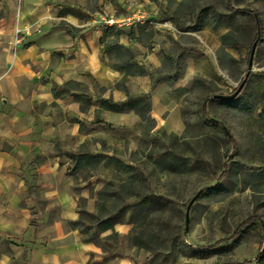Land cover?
Listing matches in <instances>:
<instances>
[{
	"label": "rangeland",
	"instance_id": "rangeland-1",
	"mask_svg": "<svg viewBox=\"0 0 264 264\" xmlns=\"http://www.w3.org/2000/svg\"><path fill=\"white\" fill-rule=\"evenodd\" d=\"M181 1V7L170 1L151 21L143 8L126 14L122 18L150 22L121 29L140 43L131 55L151 81L147 93L153 96L160 83L178 87L170 99L181 106L184 133L157 124L153 116L160 105L152 107L148 120L115 116L110 124L102 110L91 108L102 96L100 83L86 76L69 87V95L79 93L86 106L82 132L88 136L78 150L70 140L58 142L54 155L83 210L79 230H90L85 238L98 249L92 264H258L264 251V0L234 1L236 8L258 12L263 35L248 89L232 101L212 97L232 94L247 76L256 37L252 15L231 13L228 0ZM105 11L116 15L123 10ZM122 30H108L111 45L119 43ZM117 51H112L116 61H128L131 55ZM156 53L157 63L146 58ZM126 78L114 87L131 82ZM223 127L231 130L236 152ZM87 152L107 157L78 162L75 154ZM146 196V205H135ZM254 216L260 221L242 227ZM105 218L119 221L118 229L100 234L97 219ZM239 228L240 237L219 243Z\"/></svg>",
	"mask_w": 264,
	"mask_h": 264
},
{
	"label": "crops",
	"instance_id": "crops-1",
	"mask_svg": "<svg viewBox=\"0 0 264 264\" xmlns=\"http://www.w3.org/2000/svg\"><path fill=\"white\" fill-rule=\"evenodd\" d=\"M170 1L182 5L181 0H0V264H92L98 249L71 226L83 210L54 155L58 142L70 140L75 150L84 143L88 134L81 131V122L87 112L73 99L79 93L55 97L52 89L90 76L103 87L100 100L126 101V93L114 83L127 75L116 68L121 62L112 56L110 32L98 13L122 9L115 14L123 17L143 8L155 20ZM88 2L97 8L92 10ZM69 9L85 18L59 16ZM17 28L22 38L15 45ZM122 32L118 44L135 53L140 43ZM146 58L159 61L157 53ZM127 80L132 95L151 90L148 76L128 75ZM130 83L142 85L141 90ZM155 89L152 107L160 105L155 121L184 133L181 106L170 99L178 87L160 83ZM100 100L91 108L102 110L110 124L115 116L141 120L134 112L104 110ZM37 157L45 159L38 165Z\"/></svg>",
	"mask_w": 264,
	"mask_h": 264
},
{
	"label": "trees",
	"instance_id": "trees-1",
	"mask_svg": "<svg viewBox=\"0 0 264 264\" xmlns=\"http://www.w3.org/2000/svg\"><path fill=\"white\" fill-rule=\"evenodd\" d=\"M234 1L235 0H228V3H227L228 10L233 14H242L245 12H249V14L252 15L253 21H254V28H256V37H255L254 43L259 42L261 36L263 35L262 20H261L260 15L258 14L257 11H254V10H250V9L242 8V7L241 8L234 7ZM69 13L73 14L77 17H80V18H85L84 14H81V12H78V11L73 10V9H69L68 11H59V16H64V15H67ZM150 21H148V22H150ZM162 21H168V20L165 19ZM112 28H117V27L112 26ZM112 28H109V29L112 30ZM118 29L122 30L120 28H118ZM115 49L118 50L117 52L119 55L129 54V56H130L132 54V51L130 49H128V48L125 49L123 46H120L119 44L113 45L112 51ZM249 57H250V55H249ZM116 68L119 71L124 72L125 75H127V76L128 75L148 76V74L144 71L143 65L141 66L138 62H136L132 55L129 57L128 61H125L119 65H116ZM246 72H247V74L249 73L248 71H246ZM251 75H252V72H250V76ZM242 82H243V80L241 81V83ZM71 84H77V83L71 82V83H67L64 86L53 87L52 91H53L54 96L55 97L56 96L57 97H62V96L65 97V96L69 95V93L71 92L69 90V87H71ZM240 84H239V87H240ZM238 88H236L234 90V92H236L238 90ZM121 89L126 93V96H127L126 101L116 102V101H113L112 99H101L100 100L101 108L104 110L110 111L112 113L127 114L129 112H134L143 121L151 118L150 114L152 112V105H153V103H151L152 92L151 93H143L142 95H132L130 90L127 89L125 86H123ZM247 89H248V80L245 84L244 90L236 98L240 97L241 95L243 96ZM72 96L76 102L81 103L82 111L86 112V106L83 105L80 96L78 94H73ZM232 100H234V99H232ZM232 100H230V101H232ZM202 109H203L204 114L207 115L208 112H207V107L205 104L203 105ZM100 122H102V121H96L95 124H100ZM83 127H84V122H81V131L83 130ZM223 130L225 131L227 139L230 141V143L233 144V148H234L233 152H236L235 139L231 135V130L226 129L225 127H223ZM75 156H76V159L78 160V162H84L86 165L90 164L92 160H97V159L101 160V158L107 157V156H103V154L96 156L90 152L75 154ZM116 161L119 162L118 159H116ZM130 167H131V165H129V168ZM224 168H225V170L223 172V175L225 176V175H227L228 165L225 164ZM147 202H148V197L146 196V197H142V198L137 199V202L135 203V205H142L143 206V205H146ZM83 215H84V213L82 211L80 219L78 221L74 222L71 226L78 227V229H80V227H83L84 226L83 220H82ZM256 221H260V218H258L257 216L250 217L247 219V221H245L243 223L242 227L250 225ZM118 223H119V221L116 222L114 219H111V218L97 219L96 229L99 231L100 234H103V232L113 231L115 226L118 225ZM90 232H91L90 230L87 232H85L83 230L81 231L82 235H84L85 237H89ZM242 233H243V230H241V228H239L236 230V232L233 234L232 237L228 238L227 240L219 241V243L232 241L234 238L240 237ZM84 242L85 243H89V242L94 243L95 241L90 239V238H85ZM219 243H217L215 246H218ZM258 261H259L258 264H264V251L261 254V256H259Z\"/></svg>",
	"mask_w": 264,
	"mask_h": 264
},
{
	"label": "built area",
	"instance_id": "built-area-1",
	"mask_svg": "<svg viewBox=\"0 0 264 264\" xmlns=\"http://www.w3.org/2000/svg\"><path fill=\"white\" fill-rule=\"evenodd\" d=\"M21 1V0H19ZM98 21L102 24H104L105 26L112 28V26H115L117 28H122V27H133L134 24L136 23H140V24H144V23H148L149 20H138L135 21L133 20L131 17H128L126 19L122 18V17H118L114 14H110L107 11H102L100 13H98ZM15 38H14V44L17 45L21 42V38H22V31L17 28L15 30Z\"/></svg>",
	"mask_w": 264,
	"mask_h": 264
},
{
	"label": "water",
	"instance_id": "water-1",
	"mask_svg": "<svg viewBox=\"0 0 264 264\" xmlns=\"http://www.w3.org/2000/svg\"><path fill=\"white\" fill-rule=\"evenodd\" d=\"M258 47V43L255 42V44L252 47L251 53H250V61H249V66H248V74L247 76L244 78L243 82L240 84V87L238 88V90L232 94L229 95H220V94H215V96L212 97L213 100L215 99H220V100H224V101H229L232 99H235L238 95L241 94V92L244 90L245 84L250 76V72L253 69V65H254V60H255V53Z\"/></svg>",
	"mask_w": 264,
	"mask_h": 264
}]
</instances>
